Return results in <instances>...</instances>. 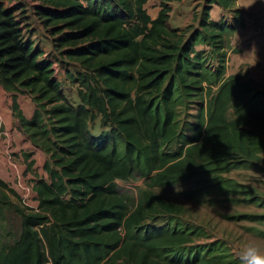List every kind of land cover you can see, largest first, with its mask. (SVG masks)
<instances>
[{
    "label": "trees",
    "instance_id": "obj_1",
    "mask_svg": "<svg viewBox=\"0 0 264 264\" xmlns=\"http://www.w3.org/2000/svg\"><path fill=\"white\" fill-rule=\"evenodd\" d=\"M36 1L76 97L27 36L25 9L0 0V84L20 131L48 155L33 184L37 208L0 177V264H239L223 241L195 244L203 228L183 224V206L155 191L188 185L191 196L263 202L226 175L264 170V91L225 76L231 29L210 19L213 3L235 0H208L189 36L170 25L173 0L156 17L149 0ZM23 95L35 102L31 117ZM141 178L133 200L119 181Z\"/></svg>",
    "mask_w": 264,
    "mask_h": 264
},
{
    "label": "rangeland",
    "instance_id": "obj_2",
    "mask_svg": "<svg viewBox=\"0 0 264 264\" xmlns=\"http://www.w3.org/2000/svg\"><path fill=\"white\" fill-rule=\"evenodd\" d=\"M4 2L9 8L25 9L29 18L24 23L32 30L31 33L26 32L27 36L33 39L36 46L43 50L44 56L53 62L55 77L62 82L67 97L75 98L77 86L66 82L64 68L52 54V37L33 15L37 1L4 0ZM161 4L162 0H149L145 7L152 17H156ZM209 4L208 0L171 1L169 20L171 27L185 29L189 26V36L199 27L203 9ZM242 4L251 6L239 7ZM209 10L211 20L223 22L231 29L224 35L227 52L225 76L241 75L253 79L257 88L264 91V0H235L230 9L213 3ZM235 10H239L242 16L239 24H236ZM18 16L20 17V13ZM210 48L205 44L197 46V49H206L207 52L211 50ZM214 63L217 65L215 61ZM12 101L11 93L0 84V177L20 194L25 205L37 208L38 198L33 184L35 179L46 176L43 166L48 155L33 146L18 128V121L11 108ZM19 102L26 116L31 117L36 107L32 98L23 95L20 96ZM196 112L195 108L189 110V120H195L192 114ZM26 154H31V159L35 160L33 169L27 167L29 161L25 160ZM262 157L264 158V152ZM226 175L236 179L244 189L250 191L251 195L259 196L263 202L258 204V201L246 200L248 194L191 196L187 192L188 185L156 188L155 191L183 206L184 212L178 218L183 224L203 228L205 234L198 237L195 244L223 241L230 248L234 258H237L232 245L238 238H264V170L238 169ZM119 183L124 189L129 190L131 199L136 200L145 180L141 178Z\"/></svg>",
    "mask_w": 264,
    "mask_h": 264
},
{
    "label": "clouds",
    "instance_id": "obj_3",
    "mask_svg": "<svg viewBox=\"0 0 264 264\" xmlns=\"http://www.w3.org/2000/svg\"><path fill=\"white\" fill-rule=\"evenodd\" d=\"M248 6L251 5L242 4L239 7ZM232 246L241 264H264V238H238Z\"/></svg>",
    "mask_w": 264,
    "mask_h": 264
}]
</instances>
